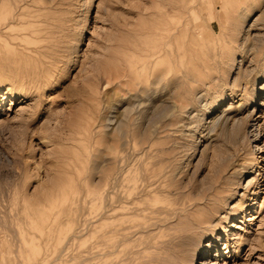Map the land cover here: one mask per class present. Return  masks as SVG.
<instances>
[{
    "label": "rangeland",
    "instance_id": "1",
    "mask_svg": "<svg viewBox=\"0 0 264 264\" xmlns=\"http://www.w3.org/2000/svg\"><path fill=\"white\" fill-rule=\"evenodd\" d=\"M263 20L264 0H0V264H81L82 250L92 246L99 250L86 253L85 264H140L147 234L136 229L153 225L155 210L169 207L173 196L134 199L132 176L143 190L154 180L147 171L164 164L170 185L186 192L203 184L218 147L208 121L215 110L239 104L245 129L258 134L240 156L252 182L229 202L227 212H238L212 228L220 233L219 252L212 247L206 260L264 264ZM155 50L161 56L147 60ZM116 69L163 74L168 89L160 98L170 92L179 105L170 127H153L162 107L148 108L141 124L131 122L127 149L101 124L134 92L123 83L128 77L112 81ZM121 111L117 106L111 115ZM113 165L128 172L109 183ZM108 191L115 206L139 216L125 218L117 235L80 237V210ZM227 225L222 235L219 227ZM208 233L203 242L217 236Z\"/></svg>",
    "mask_w": 264,
    "mask_h": 264
},
{
    "label": "bare ground",
    "instance_id": "2",
    "mask_svg": "<svg viewBox=\"0 0 264 264\" xmlns=\"http://www.w3.org/2000/svg\"><path fill=\"white\" fill-rule=\"evenodd\" d=\"M240 18H241V16H240ZM242 25H244V24H242ZM247 51H249V50H247ZM159 53H160V51H157V50L153 51L152 53L148 54L147 60L152 61L155 58L160 57L161 53L160 54ZM227 64H229V63H227ZM146 65L147 64L143 65V68ZM219 68H221V67H219ZM225 70H227V68ZM181 71H183V70H181ZM220 73H221V71H220ZM225 74L226 73H224V75ZM244 74H245V72H244ZM249 75H250V72H249ZM109 76L111 77V75H109ZM147 76L148 77H145L143 75L139 76V77H134L129 72H125V71L118 70V69H116L114 71V73L112 74L111 79L114 82H116V81L121 82L124 80L123 78L128 77L127 81L123 82L126 86V90L130 91L131 87L132 88L135 87L134 92L131 93L132 95L129 96L128 99L122 97L123 99H120L119 102H117V100H116V102H117L116 105L120 106L122 108L121 116L120 115L119 116L111 115L113 113V110L117 107V106H113V107H111V111L109 110L110 114L107 113V115H105L103 117V122L101 123L103 127L107 128V130H109L108 133L111 134V136L116 137L118 140L121 141V146H120V143L118 145L120 147L126 148V146H127V143H126V142H128L127 138L130 136L129 135L130 129L128 130V127L131 125L130 123L134 122L135 124H141L143 122V120L145 119V116L147 117L146 111L148 108L149 109H151V108L152 109L153 108L154 109H158V108L160 109V107L163 108V111H162L163 113L161 114V116L157 120L153 121V127L156 126L155 124H158V125L159 124H166V125H169V127H170V124H172L171 118L176 114V112H175V109L177 110L176 106L179 107V105H177L178 103L176 104L175 101H173V99L170 97L172 95V93H170V92H168L169 96L166 95L167 96L166 99L160 98L165 93L167 94V89H168V83H165L166 79H165L163 74H153L152 69H148ZM220 79H221V77H220ZM222 79L224 80V78H222ZM242 79H244V78H242ZM218 81H220V80H218ZM116 84H117V82H116ZM203 87H205V86H203ZM214 87H216V86H214ZM159 92H160L159 97H157V96L153 97L152 96V93L158 94ZM166 96H164V97H166ZM204 96H205V94H204ZM112 100H113V98H112ZM189 101H191V100L189 99ZM202 104H204V103H202ZM202 104H200V105H202ZM110 106H109V108H110ZM204 106H205V104H204ZM229 108L225 109V110H219V111L215 110V113L212 112V113H214V115L208 121V125H209L208 131L211 134L210 137L213 138L212 140L216 141V144H217L216 146H218V147H217L216 153L214 155V160L212 159L213 162H212V165L210 167L211 168L210 177L207 178V180L203 184L201 183V184L193 185V186L189 187L186 192L183 191L181 189V187L178 185H173V183H172V185H170L169 181L171 180V175H170L171 171L169 173V170H167V168L165 167L164 164H162L160 166V169H158L156 171H154L152 169H151V171L150 170L147 171V169H146L147 173L145 175L149 178H153L154 180H152L153 183H152V181H150L151 183L147 184V186H145V188L143 190L139 191L137 189L138 187H136V184H137L136 180L138 179V176L137 175L132 176V180L135 182V186H133V187H135V188H134V190L130 191V193L134 199L138 200L139 196H141V195H146L147 197H152V199H153V197L158 198V197L164 196L166 194L173 196V198L171 200V204L169 207H167V208L163 207L162 209L158 208L157 210H155V212L158 214V216H157L158 219L153 225H150L148 227H147V225H145L143 227L144 229H142L140 232L136 229V232H135L136 234L141 233L142 236L144 234H147L146 238L143 241L142 249L140 251L141 252L140 264H194V262L196 260L198 261V264H208L206 258L208 257V255L210 256V251H212L211 250L212 247H215L216 250L219 252V245H218L217 241H218V237L220 236V233H218V235H217L215 230L212 228H216L218 226L217 224H218V222L220 223L221 218L228 220L230 218V216L232 215V213L236 214L238 212V211L227 212L229 202L237 192L239 193L238 189L240 187H243L244 182H246L245 187H248V186L250 187V184L252 182L251 181L252 179L247 180V178H249L251 176L250 172H252V171H250V168L246 164V161L245 162L241 161V159H240L241 151L244 149V147L247 145V143L251 144L253 141L258 142V136H257L258 134L255 135L253 133V130H251V129H249V130H251V132L248 131L247 128L245 129L246 118L248 116L243 118V116L240 114L241 105L239 104L238 108H236V109L234 108L235 110H232ZM106 109H108V108H106ZM150 111H152V110H150ZM156 111H158V110H156ZM210 111H211V109H210ZM99 112L101 113V111H99ZM153 112L151 114H153ZM148 114H150V113L148 112ZM178 114L179 113H177V116H178ZM116 115H118V114H116ZM148 117H149V115H148ZM183 118H184V115H183ZM154 119H155V117H154ZM189 119H187V120H189ZM200 119L202 120V118H200ZM181 120H182V116H181ZM147 124H149V123H147ZM184 124H183V126H184ZM159 127H160V125H159ZM188 127H189V125H188ZM167 128L165 130H167ZM175 128H177V127H175ZM153 131H155V130H153ZM153 131H150L148 136H146L145 138L146 139L149 137L152 138V135H154ZM183 131H185V130H183ZM155 134H156V132H155ZM133 137H135V135H133ZM252 137H253V139H252ZM142 141H143V144L145 145L146 140H144L142 138ZM257 146H259V145H257ZM125 148H123V151ZM110 149H111V147H110ZM259 149L261 150L262 148H259ZM125 172H128V170H124V167L118 169L117 165H113L109 169H107L106 178L109 181V183L111 181H113V183H114V182H117L118 179H120L125 174ZM123 177H126V176L124 175ZM152 184H156L157 186L153 187V186H151ZM169 186H171L170 189L168 188ZM110 193L111 192L108 191V194L106 195L105 200H103L104 195L101 192H99L96 195V199H98V203H94V204L82 207V209L80 210L79 216H78V225H79L78 231L80 233V237L83 238L88 233L91 236L94 234H97V233L100 236L117 235L119 230H121V224L122 223L126 222V220L129 219V217L135 218V217L139 216V213H136L137 210L129 211L128 210L129 207H126L124 205H122L120 207H119V205H118V207L115 206L113 204V202H111V200H110V198H111ZM153 200H155V199H153ZM236 202H237V200H236ZM233 205H234V203H233ZM230 206H232V205H230ZM120 210H122V211H120ZM144 210H142V211H144ZM253 215H252V217H253ZM252 217L250 218V220H252ZM125 218H127V219H125ZM178 218H185V221H183L178 227L175 226L173 228L172 227L173 222L175 220H177ZM121 220H124V221L121 222ZM216 221H217V223H216ZM228 227H230V226L227 225L225 227H219V231L221 230L222 235H225V233L227 231H230V229ZM163 228H165V229H163ZM166 228L168 231L166 230ZM208 232H211L212 235L215 233L217 236L216 237H214V236L210 237L209 236V238L207 237L208 239L206 240V242H203L204 238H206V236L209 234ZM227 246H229V245H227ZM97 250H99V249H97V247H94V246H92L88 249L82 250L81 256H80L81 257V264H85L86 261L91 258L90 257L88 259L86 257L87 256L86 253L92 254ZM197 253H199L198 256L196 255ZM92 259H93V257H92Z\"/></svg>",
    "mask_w": 264,
    "mask_h": 264
}]
</instances>
